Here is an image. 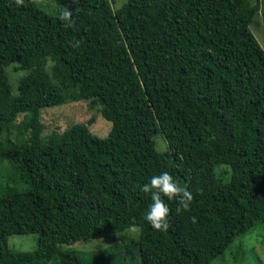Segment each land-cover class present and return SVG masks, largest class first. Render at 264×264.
<instances>
[{"label": "trees", "instance_id": "16d2710c", "mask_svg": "<svg viewBox=\"0 0 264 264\" xmlns=\"http://www.w3.org/2000/svg\"><path fill=\"white\" fill-rule=\"evenodd\" d=\"M112 2L77 0L68 25L39 0H0V162L13 169L0 178V264H118L85 262L73 243L133 226L138 258L121 264H211L264 230V36L250 27L264 0ZM81 101L107 135L86 115L44 132L45 108ZM165 170L192 199L179 212L167 201L159 231L139 185ZM23 233L36 248L10 250Z\"/></svg>", "mask_w": 264, "mask_h": 264}, {"label": "rangeland", "instance_id": "374dc122", "mask_svg": "<svg viewBox=\"0 0 264 264\" xmlns=\"http://www.w3.org/2000/svg\"><path fill=\"white\" fill-rule=\"evenodd\" d=\"M40 7L46 11L51 9H63L70 4H74L77 0H39ZM126 0H113L112 6L114 9L119 8ZM250 27H257L256 37L258 40L264 36V24L260 13L254 15L253 23ZM7 66L6 71L10 74ZM21 71V72H20ZM17 71L18 73L24 74L25 71ZM15 76V75H14ZM10 80V79H9ZM11 87L13 92H17V81H11ZM79 106L80 112L76 109ZM77 106L73 103L58 104L51 107L45 108L42 113L41 123L44 126V132L50 130L61 131L72 123H75L86 115V118H92L89 130L98 136H105L111 128V122L105 119L101 114L100 116L97 111H91L88 109L86 102L81 101L77 103ZM86 111V112H84ZM85 113V114H84ZM86 120V119H85ZM88 122V121H85ZM155 148L157 151H165L167 149L166 141L163 138L161 132H157L154 137ZM9 165H6L4 161L0 162V178H4L7 174L13 173V169L7 171ZM139 227L133 226L129 229L120 231L114 236H105L99 238H90L87 240L76 241L74 244L77 248L78 256L88 263H99L103 261H110L113 263H126L132 258H138V238H139ZM8 246L12 251H31L37 246V234L36 233H23V234H12L7 239ZM240 247L241 252L238 251ZM242 255L241 259L234 263L232 257L235 254ZM211 264H264V230L260 225H255L254 228H250L249 231L242 237H237L225 249L223 255L218 256L212 260Z\"/></svg>", "mask_w": 264, "mask_h": 264}, {"label": "clouds", "instance_id": "9594fccd", "mask_svg": "<svg viewBox=\"0 0 264 264\" xmlns=\"http://www.w3.org/2000/svg\"><path fill=\"white\" fill-rule=\"evenodd\" d=\"M22 2L23 0H18V3ZM59 16L66 24L71 25L73 12L70 7L61 9ZM78 43L79 41H76L72 43V46L75 47ZM139 188L150 196V202L144 211V220L156 230L165 231L169 227L170 209L167 201L177 200L178 212L181 209L187 210L190 207L191 192L180 185L167 170L153 174L147 182L139 185Z\"/></svg>", "mask_w": 264, "mask_h": 264}]
</instances>
